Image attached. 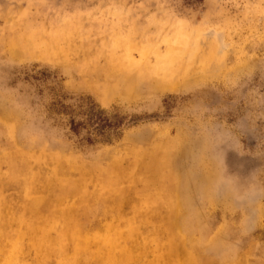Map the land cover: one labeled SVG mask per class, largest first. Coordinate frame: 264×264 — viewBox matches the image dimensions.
<instances>
[{
  "label": "rangeland",
  "instance_id": "1",
  "mask_svg": "<svg viewBox=\"0 0 264 264\" xmlns=\"http://www.w3.org/2000/svg\"><path fill=\"white\" fill-rule=\"evenodd\" d=\"M0 264H264V0H0Z\"/></svg>",
  "mask_w": 264,
  "mask_h": 264
},
{
  "label": "trees",
  "instance_id": "2",
  "mask_svg": "<svg viewBox=\"0 0 264 264\" xmlns=\"http://www.w3.org/2000/svg\"><path fill=\"white\" fill-rule=\"evenodd\" d=\"M87 102L80 99L79 105L76 106V109L80 111L86 107L81 113L82 115L86 114L85 120L76 121L73 117L75 116V110L71 106L64 105L59 101L53 106V111L59 115L69 116L67 127L72 135L79 136L81 131H86L87 136L83 138V141L87 144H92L94 140L101 138L106 139L104 143L111 142L109 140L110 134L117 132V129L123 123L122 120L115 118L112 122L101 110L95 108L93 103Z\"/></svg>",
  "mask_w": 264,
  "mask_h": 264
}]
</instances>
